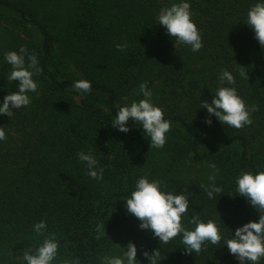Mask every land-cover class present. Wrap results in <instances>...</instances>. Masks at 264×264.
Masks as SVG:
<instances>
[{
  "label": "trees",
  "instance_id": "trees-1",
  "mask_svg": "<svg viewBox=\"0 0 264 264\" xmlns=\"http://www.w3.org/2000/svg\"><path fill=\"white\" fill-rule=\"evenodd\" d=\"M46 2L52 10L43 13L38 7ZM181 2L190 4L201 35L198 52L158 24L162 9ZM257 3L264 0H0V104L18 91L7 79L6 53L25 46L42 69L33 76L38 90L28 93L30 105L13 109L10 118L0 114L6 135L0 141V264H27L23 252L35 254L49 233L58 241L52 264H101L103 256L124 254L130 241L138 264H149L142 252L153 249L160 250L158 264H240L225 241L264 215L239 195L236 183L243 173L264 172V47L245 23ZM224 70L234 85L220 84ZM78 80L90 81L92 91L74 89ZM144 82L171 123L163 148L150 146L139 122L129 120L127 133L111 125L120 107L144 99ZM222 86L235 87L249 108L258 106L251 125L236 129L215 116L210 126L204 123L201 101L210 103ZM81 151L97 159L101 180L86 174ZM209 164L219 169L217 200L201 187L211 183ZM141 177L162 181L165 193L185 195L182 225L194 230L193 215L214 221L221 243L205 242L199 254H187L182 233L164 244L139 228L124 200ZM40 221L47 225L44 236L33 229ZM100 223L105 236L96 239Z\"/></svg>",
  "mask_w": 264,
  "mask_h": 264
},
{
  "label": "clouds",
  "instance_id": "clouds-1",
  "mask_svg": "<svg viewBox=\"0 0 264 264\" xmlns=\"http://www.w3.org/2000/svg\"><path fill=\"white\" fill-rule=\"evenodd\" d=\"M192 13L190 4L181 2L172 4L161 10L158 16V24L163 26L169 37L175 38L177 43L189 45L191 51L198 52L202 47V38L197 26L191 20ZM255 33V38L259 44L264 47V3H257L251 7L247 14L245 22ZM127 44H117L116 49L123 51ZM27 57V66L26 58ZM6 62L12 66V71L7 79L18 83V91L4 96L3 103L0 104V114L11 117L13 109L26 107L31 103V97L28 93H35L38 90V83L34 81L33 76L42 72L38 66V59L35 54H28L25 46H21L19 51H10L5 54ZM239 75L248 80V72L245 67L240 66ZM221 85H234L235 78L227 70L221 72L219 76ZM73 88L83 93L92 91L91 82L87 80H78L73 83ZM139 91L144 99L139 102L133 101L130 106L125 104L120 107L112 126L122 133L130 131L127 124L129 120L139 122L142 130L150 137V146L153 148H163L166 143V133L170 131L171 123L164 119V112L161 108L154 106L152 103V93L148 89L147 82L141 83ZM124 101L128 97H122ZM200 108L206 109L208 117L204 123L211 125L210 117L216 119L236 129H241L246 125H251L250 115L258 111V106L253 104L250 108L246 106L244 100L237 94L235 87H219L213 96L211 102L208 100L201 101ZM6 140L5 131L0 128V141ZM78 158L81 162L86 163V174L93 179L101 180L103 178V169H97L98 161L89 152H79ZM213 170V175L209 176L208 185L201 187L206 192L209 199H216L222 194V188L215 184L216 175L219 169L215 164L208 165ZM237 191L240 196L253 206L258 213L264 212V172L255 175L243 173L237 177ZM162 181L149 180L141 177L136 182V188L131 193L130 198L124 200L127 212L137 218L139 228L150 230L159 242L168 244L171 240L182 233V243L185 245L187 254L193 252L199 254L205 242L212 245L221 243L220 229L214 221L209 220L207 223L201 222L198 215H193L189 220L194 224V230H187L181 223L182 216L188 213L189 201L183 195H173L161 191ZM47 225L40 221L33 226L38 236H44ZM97 236L100 239L105 236V223L96 225ZM240 264L251 262L258 264L261 258H264V215H259L256 222H248L241 227L236 228L232 239L225 241V244ZM127 250L123 257L103 256L101 264H138L137 247L133 242L127 244ZM58 241L55 233H49L43 240V243L36 249L35 254L31 250L23 252V259L27 264H52L57 257ZM142 255L148 259L149 264H158V258L161 255L160 250L153 249L151 254L143 251ZM67 264V262H65ZM72 264H79L78 260Z\"/></svg>",
  "mask_w": 264,
  "mask_h": 264
},
{
  "label": "rangeland",
  "instance_id": "rangeland-1",
  "mask_svg": "<svg viewBox=\"0 0 264 264\" xmlns=\"http://www.w3.org/2000/svg\"><path fill=\"white\" fill-rule=\"evenodd\" d=\"M159 1L163 2V1H165V0H159ZM38 9H39L41 12L45 13V12H47V11H49V10H52V7L50 6V4H48V3L46 2L45 4L42 5V7H40V8L38 7ZM3 13H5V12H3ZM41 15H42V14H41ZM198 175L201 176V177H202V176H206L205 172L202 171V170H199V171H198ZM112 255H113V254H112ZM112 255H111V256H112ZM117 255H118V254H117ZM117 255H116V257H123L124 254L122 253L120 256H119V255L117 256Z\"/></svg>",
  "mask_w": 264,
  "mask_h": 264
}]
</instances>
